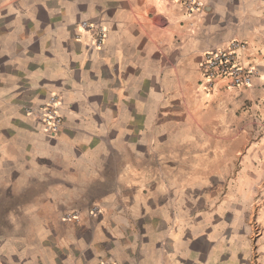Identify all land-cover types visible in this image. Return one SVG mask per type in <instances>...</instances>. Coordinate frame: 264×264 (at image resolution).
Wrapping results in <instances>:
<instances>
[{"label":"crops","instance_id":"0c3cea01","mask_svg":"<svg viewBox=\"0 0 264 264\" xmlns=\"http://www.w3.org/2000/svg\"><path fill=\"white\" fill-rule=\"evenodd\" d=\"M202 1L0 0V264H264V0Z\"/></svg>","mask_w":264,"mask_h":264},{"label":"built area","instance_id":"2783aa9c","mask_svg":"<svg viewBox=\"0 0 264 264\" xmlns=\"http://www.w3.org/2000/svg\"><path fill=\"white\" fill-rule=\"evenodd\" d=\"M179 4L188 14L200 13L204 9L202 0H169ZM81 29L92 30L94 34V46L101 48L107 39L106 27L89 21H82ZM247 49V43L240 40H232L227 47L211 48L204 52L200 70L202 81L206 87L212 88L221 80H226L230 87H250L258 74V68L254 64H247L242 60V54ZM57 96L53 95L49 100L37 109H29L31 114L39 115L50 133H56L63 125V117L56 105ZM98 211L93 208L91 213ZM78 217L76 212L65 214V220Z\"/></svg>","mask_w":264,"mask_h":264}]
</instances>
